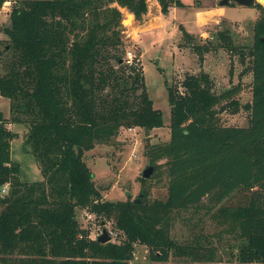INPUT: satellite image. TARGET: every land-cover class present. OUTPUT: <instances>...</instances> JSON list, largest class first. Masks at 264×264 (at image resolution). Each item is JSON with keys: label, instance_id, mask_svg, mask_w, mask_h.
<instances>
[{"label": "trees", "instance_id": "trees-1", "mask_svg": "<svg viewBox=\"0 0 264 264\" xmlns=\"http://www.w3.org/2000/svg\"><path fill=\"white\" fill-rule=\"evenodd\" d=\"M157 1L164 14L183 4ZM255 6L259 14L247 51L252 72L248 125L215 123L219 95L209 73H186L181 89L168 86V140L145 143L155 172L164 170L168 177L166 198L110 201L103 199L84 152L123 127L163 124L139 59L135 55L128 62L122 55V8L142 21L147 0L12 3L0 73V94L9 99L10 112L8 117L0 112V264H129L134 241L147 245L149 264H232L217 259L210 246L203 251L199 241L179 242L170 235L171 212L197 207L205 197L214 201L208 209L220 203L227 230L242 238L234 264H264V6ZM8 122L29 126L27 141L41 179H20L10 150L17 133ZM233 193L238 203L224 205ZM77 207L113 218L122 241L90 237L79 224ZM171 256L185 259L171 261Z\"/></svg>", "mask_w": 264, "mask_h": 264}, {"label": "rangeland", "instance_id": "rangeland-1", "mask_svg": "<svg viewBox=\"0 0 264 264\" xmlns=\"http://www.w3.org/2000/svg\"><path fill=\"white\" fill-rule=\"evenodd\" d=\"M147 3L146 19L150 29L141 26L144 18L139 21L128 9L122 8V37L125 42L122 55H130L131 58L136 55L139 59L148 94L153 105L162 111L163 124L151 128L148 134H145V127L142 126L123 127L108 142L97 143L84 152L83 158L93 171L94 181L101 190L103 199L110 201L125 200L128 197H144L148 200L166 198L168 177L164 170L156 173L154 168L148 178L142 177L143 169L148 164H153L145 152V143L168 140V86L180 88V81L186 73H199L201 70L209 73L214 83L213 89L219 95L214 105L215 123L248 125L250 120L252 72L251 56L247 51L254 42L253 23L259 14L256 2L252 5L230 2L222 5L224 11L219 14L204 12L214 16L208 17L203 22V27L195 20L197 8L217 5L219 0H182L183 4L173 6L164 14L160 25V18L157 17L158 2L147 0ZM260 4L264 6V0H260ZM1 7L2 5L0 9ZM3 9L2 7V11ZM0 18L9 19L10 16L2 12ZM182 28L194 32L186 36ZM7 40L8 38L0 42V73L4 70L3 48ZM195 46H198L202 59ZM0 112L4 117L10 115L9 99L1 94ZM6 126L17 133L11 139L10 150L11 158L20 165V179H41L39 164L27 141L29 126L20 122H8ZM161 161L163 159L159 160ZM237 196L238 193H233L222 203L235 205L239 200ZM213 203L214 201L205 197L197 207L193 205L173 210L170 235L179 242L195 244L199 241L206 246L203 251L210 246L216 252L217 259L234 264L237 262L236 254L242 238L227 230L229 219L218 209L217 205L220 203L210 209L206 207ZM76 217L79 224L90 231V237L96 238L106 228L111 241L120 242L124 238L123 232L115 227V221L111 217L97 215L86 207H77ZM184 259L179 256L170 257L171 261ZM150 261L147 245L134 241V253L129 264H149Z\"/></svg>", "mask_w": 264, "mask_h": 264}, {"label": "crops", "instance_id": "crops-1", "mask_svg": "<svg viewBox=\"0 0 264 264\" xmlns=\"http://www.w3.org/2000/svg\"><path fill=\"white\" fill-rule=\"evenodd\" d=\"M15 0H5L2 4V7L4 8L3 11H2V7L0 9V13H4V14H8L10 13V9H11V6H12V3L14 2ZM157 1V0H156ZM152 2H155V0H152ZM158 2V1H157ZM160 6L159 3H157V9L159 11V14L157 15V17L160 18V23L158 25H160L162 22H163V18H164V13H162L160 11V8L158 7ZM175 6V5H171L169 10H171V8ZM8 10V11H7ZM224 11V7H222V5L220 4H217V5H210V6H207L205 8H197L196 10V22L197 24L200 26V27H203L204 23L208 17L210 16H214L213 14H207V13H204V12H213V13H221ZM146 16H147V12L143 15V18H144V23L141 24V26L143 25L144 27L146 28H149L150 29V25H147V19H146ZM200 18V20H199ZM10 22V18L9 19H6V18H3L1 19L0 18V42L3 40V39H7L8 38V35L4 32V27L7 26ZM154 27V26H153ZM151 27V28H153ZM147 30V29H146ZM2 31V32H1ZM188 31L189 33H193L194 30H186Z\"/></svg>", "mask_w": 264, "mask_h": 264}, {"label": "water", "instance_id": "water-1", "mask_svg": "<svg viewBox=\"0 0 264 264\" xmlns=\"http://www.w3.org/2000/svg\"><path fill=\"white\" fill-rule=\"evenodd\" d=\"M230 2L232 4L237 3L240 5H252L254 2L260 3V0H219L220 5H228ZM149 131L150 128L145 127V134H148ZM154 168H155L154 164H148L142 171V177L148 178L152 173V171L154 170ZM136 199L139 200V197H137ZM96 239L101 243H105L111 239V236L108 233L107 229L103 228L102 232L99 235H97Z\"/></svg>", "mask_w": 264, "mask_h": 264}, {"label": "built area", "instance_id": "built-area-1", "mask_svg": "<svg viewBox=\"0 0 264 264\" xmlns=\"http://www.w3.org/2000/svg\"><path fill=\"white\" fill-rule=\"evenodd\" d=\"M8 11V10H7ZM127 61L128 62H131L132 61V58H131V56L130 55H128V57H127ZM7 183H5L4 185H3V187H2V191H6V188H7Z\"/></svg>", "mask_w": 264, "mask_h": 264}]
</instances>
